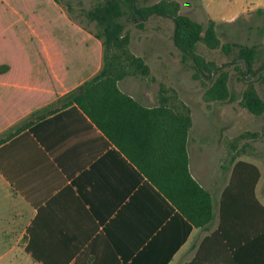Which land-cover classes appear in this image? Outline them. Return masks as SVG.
<instances>
[{
	"label": "crops",
	"instance_id": "obj_1",
	"mask_svg": "<svg viewBox=\"0 0 264 264\" xmlns=\"http://www.w3.org/2000/svg\"><path fill=\"white\" fill-rule=\"evenodd\" d=\"M255 7L241 4L228 20ZM82 31L98 52L99 40ZM124 92L144 105L155 103L148 93L144 101ZM190 127L187 168L212 202L213 215L202 226L186 223L75 106L46 115L0 143V182L23 208L20 234H0V264H14L15 255L31 264H186L194 258V264H235L222 242L202 244L217 228L220 195L231 165H220L228 168L224 177L210 170L209 163L204 166L203 159L195 160L193 151L207 150L191 138ZM256 184L255 196L264 205V192L260 194ZM242 231L238 226L226 229L232 241Z\"/></svg>",
	"mask_w": 264,
	"mask_h": 264
},
{
	"label": "rangeland",
	"instance_id": "obj_2",
	"mask_svg": "<svg viewBox=\"0 0 264 264\" xmlns=\"http://www.w3.org/2000/svg\"><path fill=\"white\" fill-rule=\"evenodd\" d=\"M96 1L0 0V132L18 123L31 109L79 84L98 68L100 49L97 52L95 43L85 41L82 31L95 28L94 22L87 20L82 10ZM137 1L148 4L156 0ZM175 1L179 12L202 24L211 17L220 42L259 43L264 53V0ZM66 3L69 4L68 10ZM241 4L256 7L236 13L231 21L228 20ZM257 7L261 11H256ZM122 20L129 33L128 48L143 58L148 73L124 76L116 81L117 86L132 92L140 100L146 101L148 97L144 96L148 93V99L156 102L157 91L162 89L171 99L185 103L191 116L189 135L207 150L206 154L193 151L195 160L203 159L204 166L209 163L210 170L221 172L224 177L228 168L220 165L228 167V141L240 132H255L256 135L239 140L245 145L238 157L259 167L256 187L260 194L264 192V109L260 114H253L239 102L241 90L248 80L264 100V66L252 73L242 72L240 61L199 42L198 52L214 65L227 70L230 98L207 99L203 91L211 73L195 77L190 59L180 61L179 50L171 38L172 21L169 17L149 14L142 20L141 27L124 16ZM3 64L7 66L2 67ZM16 201L9 188L0 182L2 236L20 234L22 217L19 214L23 213V208ZM12 260L14 264H31L16 255Z\"/></svg>",
	"mask_w": 264,
	"mask_h": 264
},
{
	"label": "trees",
	"instance_id": "obj_3",
	"mask_svg": "<svg viewBox=\"0 0 264 264\" xmlns=\"http://www.w3.org/2000/svg\"><path fill=\"white\" fill-rule=\"evenodd\" d=\"M65 6L68 10L69 4ZM256 11L261 8L257 7ZM82 12L87 20L94 22V30L86 31L99 40L100 65L79 84L31 109L18 123L4 128L0 132V143L46 115L66 106H75L167 198L186 223L193 226L206 224L213 215L210 193L187 168L185 140L191 124L188 106L171 99L162 89L157 91L156 102L147 106L117 86L116 81L124 76L148 73L143 58L128 48L129 33L122 16L135 21L138 27L152 13L169 17L171 38L179 50L180 61L190 59L195 77L211 73L203 91L207 99L230 98L227 70L205 59L197 50L199 42L240 61L242 72L249 73L264 66L263 49L259 43L220 42L213 19L202 24L179 12L175 0H156L148 4L137 0H97ZM239 102L253 114H260L264 109V100L250 80L242 88ZM247 135L256 133L240 132L227 143V162L231 166L220 195L219 221L217 228L203 238L202 244L222 242L235 264H264V205L254 193L260 171L253 162L238 157L245 145L239 140ZM233 226L243 230L237 234L236 241L229 239L226 233V229ZM196 259L186 264H194Z\"/></svg>",
	"mask_w": 264,
	"mask_h": 264
},
{
	"label": "water",
	"instance_id": "obj_4",
	"mask_svg": "<svg viewBox=\"0 0 264 264\" xmlns=\"http://www.w3.org/2000/svg\"><path fill=\"white\" fill-rule=\"evenodd\" d=\"M80 87V86H79Z\"/></svg>",
	"mask_w": 264,
	"mask_h": 264
}]
</instances>
